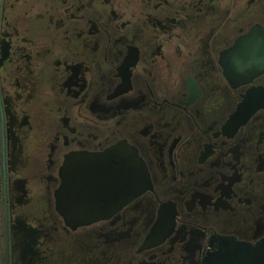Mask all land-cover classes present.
<instances>
[{"label": "flooded vegetation", "instance_id": "af4514ba", "mask_svg": "<svg viewBox=\"0 0 264 264\" xmlns=\"http://www.w3.org/2000/svg\"><path fill=\"white\" fill-rule=\"evenodd\" d=\"M264 0H0V264H207L264 240ZM126 142L151 186L71 226L66 161Z\"/></svg>", "mask_w": 264, "mask_h": 264}, {"label": "water", "instance_id": "95a60500", "mask_svg": "<svg viewBox=\"0 0 264 264\" xmlns=\"http://www.w3.org/2000/svg\"><path fill=\"white\" fill-rule=\"evenodd\" d=\"M231 65L254 78L264 73V33L253 30L231 50ZM57 209L71 226L109 218L151 186L136 148L120 142L103 153L74 154L65 166ZM207 264H264V240L257 245L224 242Z\"/></svg>", "mask_w": 264, "mask_h": 264}]
</instances>
